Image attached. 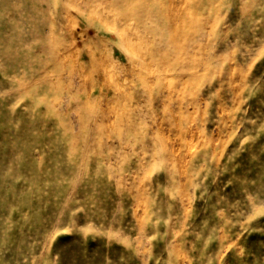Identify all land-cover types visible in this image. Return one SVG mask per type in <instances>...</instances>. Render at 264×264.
I'll use <instances>...</instances> for the list:
<instances>
[{"label": "rangeland", "instance_id": "1", "mask_svg": "<svg viewBox=\"0 0 264 264\" xmlns=\"http://www.w3.org/2000/svg\"><path fill=\"white\" fill-rule=\"evenodd\" d=\"M0 264H264V0H0Z\"/></svg>", "mask_w": 264, "mask_h": 264}]
</instances>
